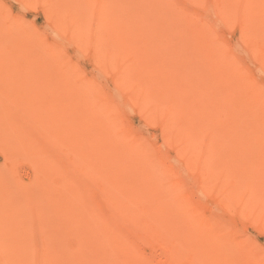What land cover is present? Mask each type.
<instances>
[{
	"label": "rangeland",
	"instance_id": "374dc122",
	"mask_svg": "<svg viewBox=\"0 0 264 264\" xmlns=\"http://www.w3.org/2000/svg\"><path fill=\"white\" fill-rule=\"evenodd\" d=\"M131 1L107 3L104 17H100L102 6L97 0H76L79 26L64 21L59 27L49 19L44 0H0V264H13V260L41 264L45 259L69 258L73 259L71 264H80L77 260L117 264L112 246L111 250L96 246V231L87 225L83 205L109 220L110 236L125 242L128 254L149 264H183L205 251L213 264L227 263L231 257L235 264H258L257 255L264 259V58H260L264 50V0H247L251 6H259L245 12L232 4L223 10L217 0H163L205 31L202 35L215 50V56L209 57L202 49L204 43L179 38L188 27L182 24L181 28L166 17L158 20L167 31L150 50L176 57V69L194 77L199 91L211 98L202 100L208 104L206 119L191 121L190 128L195 130L171 144L163 138L160 124L144 116L143 108L154 111V102L147 106L133 102L129 87L122 90L115 81L117 67L108 64L103 51L99 58L94 53L96 41L104 44L102 34L111 28L108 23L121 34L135 30L131 18H126ZM70 33L78 36L81 46L72 41ZM242 34H248L247 39L259 36L262 46H252L249 40L241 39ZM54 45L59 59L74 68L70 76L93 84L87 103H94L97 96L106 99L125 132L141 141L149 159L170 183L165 200L150 204L152 212L142 215L139 225L127 216L138 213L144 204L126 205L124 219L112 221L99 191L97 170L94 166L85 168L79 155L63 144L53 148L55 157L73 160L66 173L58 163L48 160V152H39L40 147L49 149L54 114L62 118L65 112L76 109L72 102L75 89L63 85L64 74L52 81L46 73L37 72V59L46 62L45 55L49 56ZM163 47H167L164 52ZM223 61L257 94L251 97L250 91L227 84L230 89L221 100L220 87L231 79L222 69ZM212 82L214 90L209 87ZM80 113L84 115V111ZM79 147L85 152L88 146L83 141ZM35 151L41 154L32 155ZM75 162L80 163L79 168ZM139 173L145 177L147 172L141 168ZM151 177L152 190L159 189L161 182ZM65 181L75 187L76 196L60 204L57 191L50 188ZM19 187L25 189V197L15 194ZM188 237L195 244L181 246ZM207 238L215 246H203ZM44 243L55 246H42ZM170 246L177 247L181 261H172Z\"/></svg>",
	"mask_w": 264,
	"mask_h": 264
},
{
	"label": "bare ground",
	"instance_id": "6f19581e",
	"mask_svg": "<svg viewBox=\"0 0 264 264\" xmlns=\"http://www.w3.org/2000/svg\"><path fill=\"white\" fill-rule=\"evenodd\" d=\"M75 1L44 0L49 8V19L59 27L64 21L75 23L76 27L79 26L76 22L77 12L74 10ZM97 1L102 6V9L98 10V14L100 17H104L103 11H106L104 6H107V3L111 5V2L115 0ZM217 2H219V6L223 10L229 8L232 4L238 6L242 12L259 6L256 3L251 6L252 3L247 2V0H217ZM128 5L130 14L126 15V18H131V23L135 30L132 33L121 34L114 27V24L108 23L111 28L107 31L108 34H102L104 44H102L101 40L100 43L99 40L96 41L94 43L96 45L94 53L98 57L103 51L109 59L108 64L117 67L114 76L115 81L121 89L129 87V97L133 102L139 105L143 104L142 106H147L150 101L154 102V107H151V109L154 108V111L143 108L145 114L143 115L149 121H155L160 124L163 138L171 144V141L186 137L195 130L196 127L190 128L191 121L200 118L206 119L208 114L205 108L208 104L205 105L202 100L209 101L211 98L210 94L204 95L199 91V82L194 77L187 76L179 69H176V66L179 65L176 57L169 58L165 53L164 55H157L150 50L152 46L159 44L161 34L165 30L167 31V29H163V25L157 24L158 20L166 17L169 21L173 20V23H176L181 28L182 24L185 28L188 27L186 33L183 36H179V38L182 40H198L199 43H204L206 46L202 47V49L206 50L209 57H213L215 50L207 36L202 35L205 31L201 32L200 27L192 20L182 18L178 12H175L163 0H134V2H128ZM219 6L217 7L220 8ZM62 34L64 33L61 32ZM71 34L68 36L72 41L77 46H81L78 36L75 34L76 37L73 34V37ZM81 37L85 39L84 36ZM247 38L248 34H245L244 37L242 34L241 39L249 40L252 46H262L261 43L263 42L260 41L259 36L253 39ZM168 40L172 42L169 38ZM106 44L108 47H106ZM166 48L163 47V52ZM56 50L57 46H52L49 56L45 55L48 60L46 62L37 59V72L46 73L52 81L57 76H62L60 74H64L63 85L65 87L67 85V88L75 89L72 102L75 103L74 107L76 109L73 108L74 110L65 112L62 114V118H57L56 114H54L53 134L50 136L49 149L40 147L39 152H45L46 155L48 152V160L52 163H58L66 173H69L72 169L73 160L63 161V156L55 157L53 148L58 143L60 145L63 144L62 146L70 149L69 151L73 155H79V159L86 163L84 164L85 168L92 166L96 168L97 177L99 178V191L103 200H105L107 206L105 209L108 210V213L109 211L111 212L112 221L118 222L119 218L124 219L123 217L128 213L129 206H141L144 204L138 213L127 216L133 224L139 225L141 216L144 214L147 216L152 212L150 204L155 206L165 200L163 195L165 190L170 188V183L166 182L164 174L159 171V167L149 159L150 154L144 145L141 144V141L125 132L119 122L117 112L106 99L97 96V98H94V103H87L86 100L94 92L93 84L85 82L78 77L72 78L70 75L75 73L74 68L63 58L59 59L57 53H55ZM260 58H264V50H262ZM222 69L226 74L228 72L231 79H227L225 81L227 82L226 85L224 84L220 87V93L223 95L221 100L226 99L225 97L230 89L227 84L231 86L233 84L232 87L236 86L242 90L244 89V91H250L251 97L252 94H257L248 85L242 84V80L235 75L233 69L225 61L222 62ZM214 85L216 84L212 82L209 87L214 90ZM228 109L231 110V108ZM81 111H84L83 116H81ZM150 112L151 114H149ZM86 133L88 134L87 138H85ZM205 133L206 130H203V134ZM207 133L210 134L209 131ZM83 141L88 146L85 152L84 150L81 151L82 149L79 147V144ZM39 152L35 151L32 155L39 156L38 154H41ZM31 165L34 167V162H31ZM79 165L80 163L75 162L77 168L80 167ZM141 168L146 169L145 177L140 176L139 171ZM56 170L58 171V169ZM150 174L161 182L159 189L152 190L154 178ZM70 178V182H73V176L70 175ZM50 189L57 191V198L61 200V202L58 200L60 204L65 200L68 202V200L75 199L76 190L69 181L57 182L56 187ZM15 194L20 198L26 196L25 189L21 187L15 189ZM168 202L165 201L164 204ZM176 202L180 203L181 201L177 198ZM83 211H85L87 225L92 226L94 232L96 231V246H106L105 249L112 246L114 253L117 255V264H149L134 255L128 254L125 249L127 245L125 242L120 241L116 235L110 236L109 220L103 219V216L99 218V216L94 215V210L91 206L83 205ZM92 220L95 222L93 223ZM112 221L111 228H113L114 224ZM192 244H195V241L188 237L185 240V244H181V246H191ZM197 244L200 246V241H197ZM214 244L211 239L207 238L203 246H215ZM42 246L55 245L44 243ZM170 248L168 253L172 261H179L181 255L177 247L170 246ZM205 252L194 255L188 262L183 264H213V261L209 259ZM231 258L227 260V263L225 261L219 263L235 264ZM256 259L258 264H264V259L261 256L257 255ZM70 260L73 259L69 258L65 261L45 259L41 264H71ZM85 262L88 261L85 260L82 263L84 264ZM12 263L23 264L19 260H13ZM77 263L82 264L81 260H77ZM247 264H249V261H247Z\"/></svg>",
	"mask_w": 264,
	"mask_h": 264
}]
</instances>
